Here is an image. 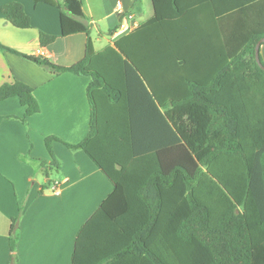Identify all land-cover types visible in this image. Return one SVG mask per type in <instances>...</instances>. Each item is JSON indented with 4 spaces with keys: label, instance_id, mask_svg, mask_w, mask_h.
Wrapping results in <instances>:
<instances>
[{
    "label": "trees",
    "instance_id": "16d2710c",
    "mask_svg": "<svg viewBox=\"0 0 264 264\" xmlns=\"http://www.w3.org/2000/svg\"><path fill=\"white\" fill-rule=\"evenodd\" d=\"M30 1L85 19L82 0ZM151 3L147 23L101 52L89 38L70 67L0 43L55 75L91 79L89 134L66 145L85 151L114 191L81 228L72 264H264V0ZM1 13L32 27L19 2ZM76 32L63 26V36ZM56 39L40 34L43 47ZM164 76L177 78L173 90ZM11 98L24 123L40 112L22 82L0 87V103ZM18 240L16 218L13 253Z\"/></svg>",
    "mask_w": 264,
    "mask_h": 264
},
{
    "label": "crops",
    "instance_id": "0c3cea01",
    "mask_svg": "<svg viewBox=\"0 0 264 264\" xmlns=\"http://www.w3.org/2000/svg\"><path fill=\"white\" fill-rule=\"evenodd\" d=\"M148 1L82 0L85 19H77L56 6L0 0V43L23 55L45 54L51 63L70 67L85 57L89 38L96 52H101L152 19L154 10L147 7ZM11 2L23 5L31 18L30 29H18L2 15L1 7ZM63 26L77 32L63 36ZM93 28L97 31L94 38ZM42 33L57 39L43 47ZM260 56L264 61V45ZM16 81L34 89L40 112L24 123L25 108L17 98L0 103V116L14 117L0 124V264H13L14 255L17 264H72L81 228L114 191L85 151L66 145H77L89 134L91 79L71 73L55 75L0 49V87ZM176 81L164 76L160 84L168 91L176 87ZM50 137L61 141L51 143L53 156L46 146ZM55 182L59 183L57 195L52 190ZM16 218L19 240L13 253L10 239Z\"/></svg>",
    "mask_w": 264,
    "mask_h": 264
},
{
    "label": "rangeland",
    "instance_id": "374dc122",
    "mask_svg": "<svg viewBox=\"0 0 264 264\" xmlns=\"http://www.w3.org/2000/svg\"><path fill=\"white\" fill-rule=\"evenodd\" d=\"M147 7H150L151 8V10H152V6H151V2H150V0L148 1V3H147ZM98 26H100V29L102 30V32L103 33H105L106 35H109L108 34V29L107 28H105L102 24H98ZM92 36H93V38L96 36V34H97V31H96V29H92ZM107 39H109L108 37H107ZM98 48H100L99 46H98Z\"/></svg>",
    "mask_w": 264,
    "mask_h": 264
},
{
    "label": "water",
    "instance_id": "95a60500",
    "mask_svg": "<svg viewBox=\"0 0 264 264\" xmlns=\"http://www.w3.org/2000/svg\"><path fill=\"white\" fill-rule=\"evenodd\" d=\"M262 44H264V39H262L256 46V61L258 65L264 70V66L262 65L261 60H260V49H261Z\"/></svg>",
    "mask_w": 264,
    "mask_h": 264
},
{
    "label": "built area",
    "instance_id": "2783aa9c",
    "mask_svg": "<svg viewBox=\"0 0 264 264\" xmlns=\"http://www.w3.org/2000/svg\"><path fill=\"white\" fill-rule=\"evenodd\" d=\"M118 10H121V5H118ZM132 17L130 16L129 17V19H131ZM40 57H42V58H45V54H40ZM58 186H59V183L58 182H55L54 183V185H53V187H52V190H53V193L54 194H59L60 193V191H59V189H58Z\"/></svg>",
    "mask_w": 264,
    "mask_h": 264
}]
</instances>
